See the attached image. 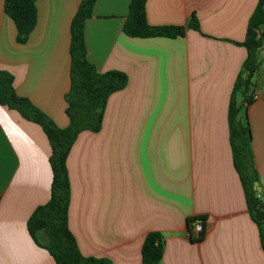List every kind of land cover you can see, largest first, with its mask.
Segmentation results:
<instances>
[{
  "label": "crops",
  "instance_id": "0c3cea01",
  "mask_svg": "<svg viewBox=\"0 0 264 264\" xmlns=\"http://www.w3.org/2000/svg\"><path fill=\"white\" fill-rule=\"evenodd\" d=\"M132 0H98L86 21L87 60L99 73L121 72L127 87L110 96L101 131L72 146L68 226L84 257L141 264L152 232L164 239L161 264H264L257 225L235 169L229 108L243 71L258 0H148L153 27H183L175 39L124 33ZM0 0V70L60 129L69 126L71 24L81 0H38L26 44ZM200 30L191 27L192 18ZM252 102L255 184L264 205V43ZM51 147L43 129L0 105V264H56L27 224L51 197ZM260 189V190H259ZM205 219V236L188 224ZM42 244L45 236L39 238Z\"/></svg>",
  "mask_w": 264,
  "mask_h": 264
},
{
  "label": "trees",
  "instance_id": "16d2710c",
  "mask_svg": "<svg viewBox=\"0 0 264 264\" xmlns=\"http://www.w3.org/2000/svg\"><path fill=\"white\" fill-rule=\"evenodd\" d=\"M38 0H6V14L14 21L17 41L26 44L37 23ZM98 0H81L80 7L71 24V87L66 95V114L69 126L58 128L43 112L28 99L17 95L14 77L0 70V105L18 112L22 118L39 125L51 147L50 166L53 174L51 197L47 204L38 207L30 217L27 228L34 241L48 251L56 264H111L109 260L84 257L68 226L71 201V183L67 168L70 150L83 132L101 131L107 102L113 94L124 90L128 77L121 72L99 73L87 60L85 24L94 12ZM148 0H132L126 17L124 33L131 38H170L185 35L183 27H153L146 16ZM191 27L199 31L195 17ZM264 43V0H258L248 24L244 43L238 44L247 50L243 71L234 85L229 108L230 143L235 169L240 177L246 196L248 211L258 227L264 251V205L258 197L255 184L257 171L251 151V130L246 112L237 103V97L245 99L247 107L252 102L255 76L259 71L258 55ZM204 224L205 219H200ZM195 220L189 221L188 230ZM205 227V226H204ZM40 236L47 242L42 244ZM205 236L204 232L199 241ZM164 255V239L159 233H149L142 245L141 264H161Z\"/></svg>",
  "mask_w": 264,
  "mask_h": 264
},
{
  "label": "built area",
  "instance_id": "2783aa9c",
  "mask_svg": "<svg viewBox=\"0 0 264 264\" xmlns=\"http://www.w3.org/2000/svg\"><path fill=\"white\" fill-rule=\"evenodd\" d=\"M204 229L205 227L203 222L195 220V222L191 224V230H188V238L190 240L200 239V236L204 232Z\"/></svg>",
  "mask_w": 264,
  "mask_h": 264
},
{
  "label": "water",
  "instance_id": "95a60500",
  "mask_svg": "<svg viewBox=\"0 0 264 264\" xmlns=\"http://www.w3.org/2000/svg\"><path fill=\"white\" fill-rule=\"evenodd\" d=\"M260 190V189H259Z\"/></svg>",
  "mask_w": 264,
  "mask_h": 264
}]
</instances>
